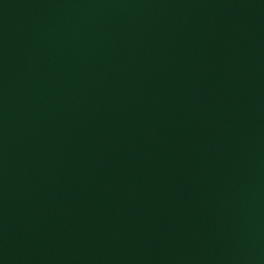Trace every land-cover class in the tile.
I'll return each mask as SVG.
<instances>
[{
    "label": "water",
    "instance_id": "water-1",
    "mask_svg": "<svg viewBox=\"0 0 264 264\" xmlns=\"http://www.w3.org/2000/svg\"><path fill=\"white\" fill-rule=\"evenodd\" d=\"M0 264H264V0H0Z\"/></svg>",
    "mask_w": 264,
    "mask_h": 264
}]
</instances>
